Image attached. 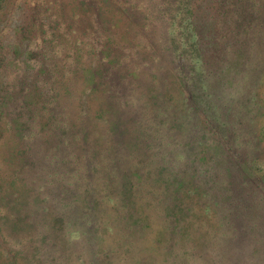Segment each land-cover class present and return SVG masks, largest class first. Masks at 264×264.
<instances>
[{
	"label": "trees",
	"instance_id": "16d2710c",
	"mask_svg": "<svg viewBox=\"0 0 264 264\" xmlns=\"http://www.w3.org/2000/svg\"><path fill=\"white\" fill-rule=\"evenodd\" d=\"M197 1L0 0V264H224L256 233L262 133L218 90L262 52L264 0Z\"/></svg>",
	"mask_w": 264,
	"mask_h": 264
},
{
	"label": "rangeland",
	"instance_id": "374dc122",
	"mask_svg": "<svg viewBox=\"0 0 264 264\" xmlns=\"http://www.w3.org/2000/svg\"><path fill=\"white\" fill-rule=\"evenodd\" d=\"M30 1V0H29ZM100 1V0H99ZM198 2L194 0V3ZM150 19V18H149ZM150 24V30L144 31L146 37L155 41L156 37L160 34L163 20L160 16H153ZM246 65L250 66L249 71L254 73L255 70L261 69L260 72L264 73V48L259 54L258 58H255L248 62ZM246 65H243L230 77L231 83H225L220 87V96L221 99H237L239 102L238 110L231 113V118L237 119L239 121L238 134L246 142L253 145L255 143V132L260 129L262 133V138L264 142V98H258L255 93L251 91H245V88H248L247 84L244 81L243 73L246 70ZM219 66V60L217 61V68ZM256 70V71H257ZM250 97V98H248ZM246 101H243L244 99ZM137 110H142L141 108ZM255 153L258 156V166L261 170H264V154H262L259 149H255ZM242 188V196L246 195L248 190L251 188L249 185H244ZM247 197V196H246ZM246 197L244 199H246ZM255 223L258 226V229L254 235L243 234L240 242H231L230 250L227 251L226 247L221 248V254L219 260L224 261V264H264V208L257 209L255 214ZM224 246V245H223ZM213 253H207V257H212ZM219 261L215 260V257L210 258L206 264H215ZM153 264V263H150ZM154 264H178L176 261L173 262H162L155 261ZM200 264V263H198ZM205 264V263H204Z\"/></svg>",
	"mask_w": 264,
	"mask_h": 264
}]
</instances>
